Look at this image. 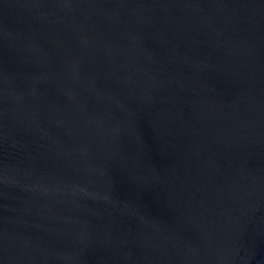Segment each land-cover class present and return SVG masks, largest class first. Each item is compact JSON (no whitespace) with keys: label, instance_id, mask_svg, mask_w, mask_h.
<instances>
[{"label":"water","instance_id":"1","mask_svg":"<svg viewBox=\"0 0 264 264\" xmlns=\"http://www.w3.org/2000/svg\"><path fill=\"white\" fill-rule=\"evenodd\" d=\"M0 264H264V0H0Z\"/></svg>","mask_w":264,"mask_h":264}]
</instances>
